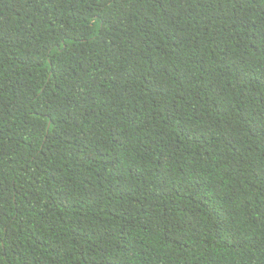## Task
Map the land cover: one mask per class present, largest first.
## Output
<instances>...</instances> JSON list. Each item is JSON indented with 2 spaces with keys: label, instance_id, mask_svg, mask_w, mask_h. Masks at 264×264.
Segmentation results:
<instances>
[{
  "label": "trees",
  "instance_id": "16d2710c",
  "mask_svg": "<svg viewBox=\"0 0 264 264\" xmlns=\"http://www.w3.org/2000/svg\"><path fill=\"white\" fill-rule=\"evenodd\" d=\"M0 264H264V0H0Z\"/></svg>",
  "mask_w": 264,
  "mask_h": 264
}]
</instances>
